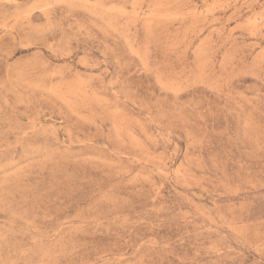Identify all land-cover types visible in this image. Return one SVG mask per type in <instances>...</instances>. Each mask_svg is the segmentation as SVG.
<instances>
[{"label": "rangeland", "instance_id": "374dc122", "mask_svg": "<svg viewBox=\"0 0 264 264\" xmlns=\"http://www.w3.org/2000/svg\"><path fill=\"white\" fill-rule=\"evenodd\" d=\"M0 264H264V0H0Z\"/></svg>", "mask_w": 264, "mask_h": 264}]
</instances>
